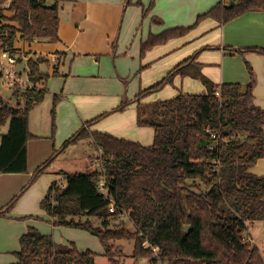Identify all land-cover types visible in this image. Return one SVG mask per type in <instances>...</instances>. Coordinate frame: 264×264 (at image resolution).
<instances>
[{"label":"trees","instance_id":"obj_1","mask_svg":"<svg viewBox=\"0 0 264 264\" xmlns=\"http://www.w3.org/2000/svg\"><path fill=\"white\" fill-rule=\"evenodd\" d=\"M52 1L48 5L45 0H0V47L10 49L18 39L27 43L59 42V4L75 0ZM249 12H264V0L221 1L200 15L193 26L151 35L142 44L141 55L187 35L203 20L227 24ZM229 50L264 56L262 48ZM198 57L199 52L136 96L137 125L153 129L152 145L91 131L111 112L96 117L59 150H53L31 181L0 211V217L9 214L62 152L89 140L102 153V169L59 173L65 178V186L54 182L41 202L55 227L82 229L98 237L111 262L114 243L130 240L135 242L132 258L149 264H264L260 249L252 242H243L249 225L264 221V176L251 172L264 159V109L254 102L253 68L246 64L250 76L246 85H216L200 75L206 93L180 92L172 99L144 102L173 85L176 76H185L184 67ZM28 66L33 80L48 79L32 59ZM45 96L43 86L39 91L14 93L16 106L0 97V174L28 172V143L34 138L29 117ZM57 103L55 97L51 112L54 130ZM126 107L123 103L113 112ZM6 126L8 130L3 133ZM102 181L106 193L100 190ZM122 216L132 222L134 233L122 225L112 226ZM92 218L100 220L101 225L95 226ZM145 240L158 247L157 257L151 248L143 246ZM15 256L17 262L13 264H96L97 258L91 250L79 251L74 243L57 244L52 235H44L34 227L21 237L20 251Z\"/></svg>","mask_w":264,"mask_h":264},{"label":"crops","instance_id":"obj_2","mask_svg":"<svg viewBox=\"0 0 264 264\" xmlns=\"http://www.w3.org/2000/svg\"><path fill=\"white\" fill-rule=\"evenodd\" d=\"M45 1L48 5L53 4L52 0ZM221 1L225 0L61 2L59 42L27 43L18 39L10 49L0 47V50L20 58V68L28 65L30 59L36 62L40 73L48 76L43 83L46 94L50 90L53 91L50 94L51 103L45 112L39 114L40 104L30 113L29 130L34 138L28 143V172L0 174V211L21 192L31 181L35 170L53 154L55 146L50 138L54 137L55 130L51 108L55 97L58 98L57 141L61 136V141L64 142L86 122L111 112L95 123L91 131L108 133L149 146L153 144L154 139L151 141L150 135L154 136V131L151 128L138 127L136 96L140 91L160 82L174 67L199 52L197 61L184 67L186 75L176 76L173 87L167 86L144 102L172 99L180 92L195 94L192 92H201L204 89L196 94L206 93L207 89L200 75H204L216 85H246L250 81L246 65L249 63L255 71L257 81L254 102L264 109V56L247 52L233 53L229 50L264 49V12H249L227 24L213 19L203 20L187 35L171 39L141 55L142 44L151 35H159L176 27L193 26L200 15ZM154 18L162 23L154 21ZM52 56H58L57 65L51 61ZM55 71L58 77L53 76ZM54 86L57 89H53ZM123 103L127 104L123 111L113 112ZM85 141L87 142L82 143L92 146L89 140ZM80 144L79 142L70 148L74 149ZM87 159L83 163L84 171L75 173L96 170L93 157L89 156ZM60 172L66 171L55 170L52 164L45 174L24 192L9 214L0 217V244H4L0 250L13 255L20 251L18 241L30 227L35 226L32 222H19L27 214L22 211L23 208L29 206L30 210H34L38 205L40 209L37 208L35 213L41 212V202L51 185L57 182L60 187L65 186V178ZM251 172L264 176V159H260L251 168ZM249 235L248 238L262 253L261 246L250 232V225ZM16 262V257H11L5 264Z\"/></svg>","mask_w":264,"mask_h":264},{"label":"rangeland","instance_id":"obj_3","mask_svg":"<svg viewBox=\"0 0 264 264\" xmlns=\"http://www.w3.org/2000/svg\"><path fill=\"white\" fill-rule=\"evenodd\" d=\"M9 56H10V54H8L7 52L0 50V60L2 62H6L9 58ZM253 71H254V69H253ZM254 73H255V71H254ZM255 76H256V74H255ZM56 77H58V76H56ZM55 79H57V78H55ZM137 79H138V77H137ZM51 86H53V82H51ZM56 86H57V84H56ZM56 86H54L53 89H57ZM170 87H173V85H171ZM116 89L118 90V88H116ZM138 90H140L139 87H138ZM195 91H198V90H195ZM202 91H204V89ZM131 92H133V91H131ZM201 92H192V93L196 94V93H201ZM52 93H53V91H51V90L47 92L44 102L39 106V110H40L39 114H41V112H43L45 109H47L49 107L51 100H52V97L50 96V94H52ZM149 97H151V96H149ZM149 97H147L146 99H148ZM2 100H3V102H5L11 106H16L18 103V101L15 98H12V95L9 93H5L4 98L2 97ZM149 102H153V101H149ZM57 106H58V103L56 104V107H55V126H56V129H55L54 137L50 138V140H51L52 144L55 146L54 149L59 150L62 147L63 143L67 139H69L72 135H74L76 132H78L81 129V127L76 132H73L72 134H70V136L67 139L63 138V139H66L65 141L63 140L64 142L61 141V136H59V139L57 141V134H56V131H57ZM52 110H53V107L51 108V112H52ZM38 123H40V121ZM7 130H8V126L4 127L2 129V132L5 133V132H7ZM150 139H151V141H153V139H154L153 134L150 135ZM82 142H87V141H85V140L80 141V143H81L80 145H78L77 147H74V149L68 148L66 151L62 152L57 157V159L53 162V167H55V170H59V171L63 170V171H66V173L71 174V173H75L77 171L78 172L84 171L83 170L84 169L83 163L85 160L86 161L88 160L87 157H89V156L93 157V161H94V158L98 156V150L96 149V147H92V146L90 147L87 143H82ZM87 154H88V156H87ZM95 168H96V170H98V167H95ZM37 208H39L38 205L35 207L34 210H30L29 206H26L25 208H23L22 211L24 213H27V214H25L23 216L24 218L20 219L19 222L23 223V224H29L30 222H32L33 225H35L34 227H36L41 233L46 234V235H52L53 239L55 241H57V243H59V244L69 245L71 243H74L79 251L91 250L92 252L97 254L96 264H149V262L147 260L138 261V260L132 258L135 242L130 241V240H121V241H117L114 243V249H113V254H112L113 260L111 262L110 259H108L104 255L105 250H104V247H103V245H102V243L98 237H95L92 234H90L89 232L82 230V229H74V228L65 227V226H56L55 227L52 224L51 218L48 216V213L45 210H43L42 207H41V209H42L41 212L35 213V211H38ZM82 220L85 221L86 219L83 218ZM90 221H92V223L95 226L101 225V221L96 219V218H92V219H90ZM253 224H255V225H253ZM253 224L250 225V232L253 234L255 241L261 246L262 255L264 257V242H263L264 241V221H257L256 223H253ZM121 225L124 226L130 232H133V233L135 232V227L132 224V222L128 219V217L122 216L121 218H119L117 221H115L112 224V226H121ZM250 235H249V230L247 232H245V234H244L245 237H250ZM145 241H147V240H145ZM3 245L4 244H0V247ZM18 245L20 248V241H18ZM11 257H16V256L13 254H10V253H6L5 250H0V264H5L6 261H8L9 258H11ZM160 264H166V263H160Z\"/></svg>","mask_w":264,"mask_h":264},{"label":"built area","instance_id":"obj_4","mask_svg":"<svg viewBox=\"0 0 264 264\" xmlns=\"http://www.w3.org/2000/svg\"><path fill=\"white\" fill-rule=\"evenodd\" d=\"M16 55H10L6 62L0 60V72L2 73L0 79V97L4 98L5 93H9L13 96L16 92H24L27 90H41L44 86V82L35 81L31 77V71L27 64L20 68L21 64L18 61ZM51 61L57 65L59 58L58 56H52ZM220 96V93H217ZM93 164L98 167V170L102 169V153L98 150V156L94 158ZM100 190L106 193L104 187V181L100 183ZM113 211V208L111 209ZM243 242H252L248 237H243ZM143 246L145 248L149 247L152 249L155 257L158 256L159 249L156 246L151 245L149 242L145 241Z\"/></svg>","mask_w":264,"mask_h":264},{"label":"water","instance_id":"obj_5","mask_svg":"<svg viewBox=\"0 0 264 264\" xmlns=\"http://www.w3.org/2000/svg\"><path fill=\"white\" fill-rule=\"evenodd\" d=\"M232 4H233V2H232Z\"/></svg>","mask_w":264,"mask_h":264}]
</instances>
